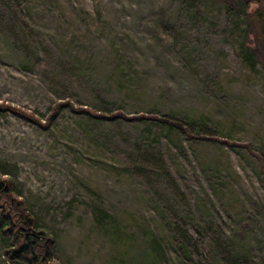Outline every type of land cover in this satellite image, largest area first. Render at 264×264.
Returning <instances> with one entry per match:
<instances>
[{
	"label": "rangeland",
	"instance_id": "374dc122",
	"mask_svg": "<svg viewBox=\"0 0 264 264\" xmlns=\"http://www.w3.org/2000/svg\"><path fill=\"white\" fill-rule=\"evenodd\" d=\"M245 3L0 0V203L38 233L37 263L150 264L154 234L158 264H264V55L239 54ZM6 239L0 264H26Z\"/></svg>",
	"mask_w": 264,
	"mask_h": 264
},
{
	"label": "trees",
	"instance_id": "16d2710c",
	"mask_svg": "<svg viewBox=\"0 0 264 264\" xmlns=\"http://www.w3.org/2000/svg\"><path fill=\"white\" fill-rule=\"evenodd\" d=\"M189 6H194L196 0H185ZM245 1L247 0H224L225 3L229 4L232 9L236 10L237 12L240 10H245ZM253 3H255V7L252 8V10L247 11V18L245 21V27H243V32H244V39L240 40L238 43V50L239 54L242 56V58L246 61L247 65L249 67H254L257 57H263L264 55V0H249ZM252 34V37H249ZM247 37L250 39L251 42L245 41V38ZM71 103L65 99L62 100L60 103ZM80 110L90 112L91 114L94 113L96 116H104V117H115L117 115H122L126 118H131L132 116L136 117H142L145 116L146 114L143 113H138L135 115H127L124 112L120 110H116L113 112H103L100 110H96L93 108L91 111L88 108L81 107L79 108ZM95 109V110H94ZM151 117L160 119L162 121H165L166 123L176 126L180 130L186 132L190 136L194 137H208L204 133H196L194 134L191 132L189 129L188 125L185 124L181 119L178 118H166L157 114H150ZM249 149L252 150L253 153L260 159L263 160V158L260 155L259 152L254 151V149L247 145ZM261 173H263L264 177V167L260 170ZM2 186V183L0 182V187ZM6 187V186H5ZM4 187V188H5ZM4 201L6 200L5 198H2ZM15 202L19 205L20 209L19 211L22 212L25 216V219L27 222L31 224V222L36 223L35 217L30 216L27 213L26 205L25 202L22 198L16 197ZM95 218L97 220H102L105 219L107 216L106 211L101 209V207L96 206L95 208ZM108 217V216H107ZM110 217V216H109ZM26 222V223H27ZM22 229H16L14 228V220H12V215L6 210L5 208L2 207V204L0 203V232L2 235L7 236L6 239V245L3 247V251L8 255V257L14 259V257H20L23 260H25L26 264H39L36 262L37 258L40 256L39 252L36 251L37 245L35 241V237L38 235L36 230H31L29 233H24L21 231ZM41 231V230H40ZM187 238L186 235L181 236V239ZM50 240L51 237H48ZM147 244L151 248V252L153 257H155L156 261H150V264H158V259L163 255V249L161 246V243L159 242L157 236L154 234H151L148 236L147 239ZM44 249L47 251V248L44 247ZM160 264V263H159Z\"/></svg>",
	"mask_w": 264,
	"mask_h": 264
}]
</instances>
